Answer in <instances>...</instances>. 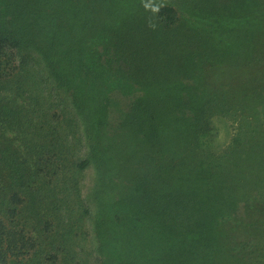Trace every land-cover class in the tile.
<instances>
[{
	"label": "trees",
	"instance_id": "obj_1",
	"mask_svg": "<svg viewBox=\"0 0 264 264\" xmlns=\"http://www.w3.org/2000/svg\"><path fill=\"white\" fill-rule=\"evenodd\" d=\"M58 1L0 0V140L3 123L23 116L19 107L5 105L6 98L13 95L21 106L31 80L45 74L81 120H95L101 131L112 124L126 139L138 136L157 157L143 170L132 169L139 179L115 210L118 222L105 212L100 217L97 246L108 264H264L262 240L244 232L262 223L255 208L264 199L263 127L250 126L247 146L236 142L220 153L205 141L212 137L209 116L235 102L244 113H264V87L262 94L258 87L248 89L238 100L234 82L225 80L215 93L205 94L202 87L209 64L246 78L258 75L250 57L230 62V47L246 42L251 56L264 46V0H180L182 7L139 0L133 26L115 34L89 27L98 29L104 17L116 18L123 8L108 3L93 18L88 3ZM124 8L133 13L131 6ZM214 10L222 11L220 24ZM259 11L261 18H252ZM199 21H208L212 30ZM222 30L227 38L217 40L214 31ZM160 83L170 86L167 92L156 90ZM31 107H23L30 120L41 106ZM22 119L16 122L24 126ZM19 152L0 141V264H37L42 249V241L17 220V205L24 204L34 180L28 162L18 161ZM9 203L15 208L5 207ZM122 224L131 229L125 226L123 233ZM221 226L244 232L239 245L230 244L231 234Z\"/></svg>",
	"mask_w": 264,
	"mask_h": 264
},
{
	"label": "rangeland",
	"instance_id": "obj_2",
	"mask_svg": "<svg viewBox=\"0 0 264 264\" xmlns=\"http://www.w3.org/2000/svg\"><path fill=\"white\" fill-rule=\"evenodd\" d=\"M50 1L52 4L59 2L58 0ZM76 1L90 4L91 10L94 9L93 18L108 3L114 5L113 7L118 11L123 8V12L116 18L104 17V21L96 25L98 29L93 25L89 27L92 31L94 29L101 33L115 34L133 26L131 19L137 15L134 3L139 0ZM155 1L182 7L180 0ZM99 5L102 7L100 8ZM130 6L133 13L124 8ZM233 10L239 14L236 6ZM221 13L222 11L214 10V19L217 24H220ZM253 13L252 18H261V11ZM200 18L203 19V17ZM260 21L262 22H260L261 30H263L264 19L261 18ZM199 24L212 30L208 21H199ZM233 26L238 30L244 31L245 29L242 23L240 25L235 23ZM215 29H217L216 26H214ZM224 32L225 30L214 31V37L217 40L227 38ZM246 45L247 43L242 41L231 45L230 48L235 50V57L230 62L240 61L241 57H250L248 61H253L252 67L257 69L258 75L255 77V74H252L246 78L239 76L233 68L230 73H227L224 71L227 66L214 68V65L209 64L207 68L210 71L202 80V87L207 89L204 90L205 94L215 93L217 87L221 88L225 80L229 84L232 82L236 84L237 100L246 90L254 87H258L260 93H263L264 46L256 48L255 52L249 56L250 50ZM41 75L45 74H39L29 83V97L21 98L23 107H31L32 104L41 106L38 108L40 109L39 114L33 115L32 120L25 115L26 111L23 110L19 100L17 103L21 106L14 103L13 95L5 100V105L9 108L19 107L23 116L17 117L11 124L3 123L1 129L6 131L1 136V144L9 150L19 148L18 161L28 162L29 168L27 169L30 174L34 175V180L29 181L30 194L25 198L24 204L17 205V220L29 235L42 241L37 264H108L110 259L105 257L97 246V241L100 239L98 229L101 223L100 217L104 216L102 213L105 212L109 219L112 217L114 222H118L113 215L120 210L121 199L131 196L133 186L139 179V175H133L132 169L139 167L143 170L152 158L157 157L151 156V150L142 144L138 136L133 135L126 139V135L119 133L112 124L108 130L101 131L95 120L89 119L88 124L81 120L67 96L57 91L58 89L52 88L54 82ZM169 87L160 83L156 90L165 93ZM171 93L177 94L175 91ZM114 98L121 99L123 96L117 95ZM233 107L229 111L213 113L208 118L207 127L211 128L212 137L205 141L214 145L216 153L228 149L236 142L240 146H247L252 125L263 127L261 135L264 139V113H250V111L244 113L243 107L238 102H235ZM31 109L33 110L32 107ZM42 111L47 113L45 120L41 117ZM22 117L20 122L24 123V126L16 122ZM48 119L50 123H47ZM113 120L117 121L115 115ZM42 146H47V148L41 150ZM143 148L145 150L141 151ZM144 176H149V173H145ZM1 202L4 201L1 200ZM5 207L15 208V205L9 203ZM255 212L262 223L256 229L244 232L250 238L262 240L260 244H262L264 255V199L261 205L256 206ZM122 225L123 233L125 226L126 229H131L129 224ZM221 229L226 234H231L229 241L232 246L239 243L240 237L243 238L244 232L236 230L232 232L228 227L223 226ZM58 245H60L59 250L56 248ZM51 247L59 253L55 254Z\"/></svg>",
	"mask_w": 264,
	"mask_h": 264
}]
</instances>
